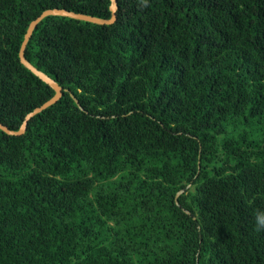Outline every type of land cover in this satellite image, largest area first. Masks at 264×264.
Here are the masks:
<instances>
[{
  "label": "trees",
  "instance_id": "1",
  "mask_svg": "<svg viewBox=\"0 0 264 264\" xmlns=\"http://www.w3.org/2000/svg\"><path fill=\"white\" fill-rule=\"evenodd\" d=\"M117 1L27 43L63 94L0 128V264H264V0ZM110 6L0 0L4 125L55 94L30 22Z\"/></svg>",
  "mask_w": 264,
  "mask_h": 264
},
{
  "label": "water",
  "instance_id": "2",
  "mask_svg": "<svg viewBox=\"0 0 264 264\" xmlns=\"http://www.w3.org/2000/svg\"><path fill=\"white\" fill-rule=\"evenodd\" d=\"M117 7H118V1L117 0H111L110 8L112 11V15L110 18H102V17L90 15V14H85V13L76 12L73 10H68L66 8H58V7L50 8V9L44 10L37 18H35L34 20H32L30 22L28 29L25 33L21 48H20V52H19L20 60L32 72H34L36 75L40 76L43 80H45L47 83H49L55 89V94L53 95V97H51L49 100L44 102L42 105L36 107L34 110L29 112L26 115V117L22 123V126L18 130L10 129L8 126L4 125L0 121V128L2 130L6 131L9 134H21V133H23L26 130L27 123L32 116L41 112L43 109L47 108L48 106L54 104L59 98H61V96L63 94V86H61L58 82H56L53 78L48 76L46 73L39 70L34 64H32L27 59V57L25 55V48L27 46V43H28L35 27L38 25V23L46 16L62 15V16H68V17L81 19V20H85V21H90V22H94V23H98V24H111L116 20ZM75 100L79 104V100L76 97H75Z\"/></svg>",
  "mask_w": 264,
  "mask_h": 264
}]
</instances>
